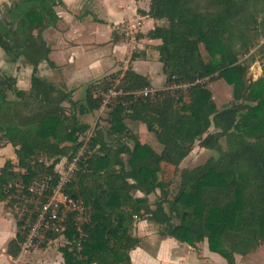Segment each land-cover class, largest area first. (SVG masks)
<instances>
[{
  "label": "trees",
  "instance_id": "16d2710c",
  "mask_svg": "<svg viewBox=\"0 0 264 264\" xmlns=\"http://www.w3.org/2000/svg\"><path fill=\"white\" fill-rule=\"evenodd\" d=\"M58 3L17 0L4 13L17 28L0 20L1 51L10 63L23 59L32 69L28 92L0 73V148L11 145L16 158L0 168V202L30 199L28 189L37 182L53 186L55 167L86 145L63 189L84 212L69 213L64 230L47 234L42 245L62 236L64 264H130V252L141 245L134 230L142 220L155 224L162 239L190 247L206 242L227 264L255 253L264 245V65L256 80L247 74L251 51L264 41V0H150L144 15L165 22L146 35L161 42L164 88L135 97L152 86L129 67L121 78L115 73L87 85L82 100L38 72L49 63L42 34L58 22ZM245 57L249 62H240ZM203 79L231 87V101L220 109L207 87L194 84ZM173 82L192 85L170 91ZM113 85L124 94L102 108ZM99 110L105 125L81 122L80 116ZM139 124L150 136L145 144L130 129ZM196 146L217 157L181 169ZM22 224L17 219L16 239L8 246L13 257Z\"/></svg>",
  "mask_w": 264,
  "mask_h": 264
},
{
  "label": "crops",
  "instance_id": "0c3cea01",
  "mask_svg": "<svg viewBox=\"0 0 264 264\" xmlns=\"http://www.w3.org/2000/svg\"><path fill=\"white\" fill-rule=\"evenodd\" d=\"M57 1L59 3L55 7V12L58 22L42 34L50 49L49 63L43 62L38 67L42 78L61 91L72 93L73 100H82L83 96L76 99V94L81 88L84 92L87 85L111 74L119 73L121 78L129 67L135 73L148 78L154 91L164 88L165 76L162 73L157 50L161 42L148 39L146 35L156 26H163L165 22L156 21L144 15L149 10L150 0ZM133 54L137 56L135 60H131ZM156 84L162 85V88L159 89ZM29 89L30 83L23 91L28 92ZM64 106L68 105L65 103ZM83 116L87 120L90 116H96V122L99 121L101 125L100 121L104 122L105 117L102 110L79 117L81 122L89 125L90 122ZM99 117L101 119H98ZM130 129L138 136L142 144L150 141V136L143 125L131 126ZM8 145L0 148L2 155L7 151ZM9 146L13 156L14 149L11 145ZM187 158L182 161L180 168ZM7 161L15 163L16 158L14 161ZM5 162L0 163V168ZM135 196L142 197V194L135 192ZM152 197L154 196H150L149 199L153 200ZM7 205L6 201L0 202V264H64L63 256L59 251L62 246L58 248V251L51 246L60 237L48 241L45 246L33 251H19L15 257L8 253L9 243L16 239L18 227L15 212ZM142 224L143 221H139L136 226L140 227ZM175 241L165 238L159 244V249L166 247L169 250L176 249L174 257L169 252L160 253L154 257L138 247L129 254L130 264H207L210 257L227 264L224 259V262L221 261L220 256L208 250L207 243L206 252L200 255L196 250L200 244L190 247Z\"/></svg>",
  "mask_w": 264,
  "mask_h": 264
},
{
  "label": "rangeland",
  "instance_id": "374dc122",
  "mask_svg": "<svg viewBox=\"0 0 264 264\" xmlns=\"http://www.w3.org/2000/svg\"><path fill=\"white\" fill-rule=\"evenodd\" d=\"M12 1H13L12 2V5H13L17 0H12ZM6 6L9 7V4L1 2L0 9L3 10V13L1 10H0V13H1V16H3V17H4ZM8 23L10 25H14V23H10V22H8ZM263 43H264L263 39L260 38L259 41L256 43V47L251 51V54L254 56V59H253V62L249 64V69H248V74H247V77L250 78L251 80H256L257 78H259L262 75V72H263L262 69H263V65H264V50H263V52L258 51L259 47ZM246 58L247 57L241 58L240 62H249V61H244V60H246ZM0 73L6 77H14L15 79L17 78L18 82L16 83V87L18 89L24 90L25 88H27L28 84L30 83V79H29L30 74H31L30 66H28L24 62L23 59H19L16 63H10L8 58L1 51V49H0ZM156 87L161 89L162 85L156 84ZM205 87H207L212 92V97H213L216 105L220 109L225 107L232 99L231 87L227 86L223 82H217V83L215 82L212 84L210 81H208V83L205 85ZM83 95H84V92L82 91V88H81L76 94V99H78L79 96L82 97ZM7 98H8V100L16 101V96L11 92H8ZM83 118H86V117L83 116ZM83 118H81V119L83 120ZM96 119H97L96 116H90L88 120L86 118V120L88 122H90L91 126H94L95 123H99V121L96 122ZM100 122L102 123V125H105L104 122H102V121H100ZM221 144L223 147H225V141L224 140L221 141ZM11 151H12V149L8 145L7 151L3 155H2V152H0V163L5 162L7 160H13L14 161L15 157H14V154L12 156ZM189 155L190 156L182 164V167L188 168V169L194 168L198 165L203 164L209 158H216L217 157V153L215 151L202 149V148H199L197 146L193 149V151ZM62 161H65V158H63ZM182 167H181V169H182ZM178 179H179V177H177L175 179L173 185L171 186L170 192L172 195H174L176 190H177V186L179 184ZM152 198L154 200V197H152ZM16 200L19 201L18 199H15V202H16ZM7 204H8V202H7ZM7 207H9V206L7 205ZM83 212H84V208H83L82 213ZM80 221H81V219H80ZM142 221H143V224L140 227L136 226V228L134 230V234L140 236V238H141L140 247H141L142 251L146 252L148 254H151L154 257L155 256L157 257V255L160 253L169 252L170 255L172 257H174V254H176L175 251H177L176 249L169 250L167 247L165 249H159V244L161 241H163V239H161L159 237L158 227L155 224L148 222L147 220H142ZM63 245H64V240H63L62 236L59 238L58 241L51 244L52 249H55V251H58V248L60 246H63ZM205 247H206V242H205V244H200V246L196 250L199 252L200 255H202L203 252H206ZM189 251L190 250L188 249V252ZM235 258H236V260H235L234 264H264V245H262L255 253L249 254L245 257L236 256ZM221 261L224 262L223 259H221ZM207 264H223V263L220 262L219 260L215 259V258L210 257Z\"/></svg>",
  "mask_w": 264,
  "mask_h": 264
},
{
  "label": "built area",
  "instance_id": "2783aa9c",
  "mask_svg": "<svg viewBox=\"0 0 264 264\" xmlns=\"http://www.w3.org/2000/svg\"><path fill=\"white\" fill-rule=\"evenodd\" d=\"M135 48L133 47V50ZM208 79L196 80L194 84L205 86ZM207 82V83H206ZM192 84H176L172 83L168 90H185ZM152 88H144L133 95L135 97H149L154 94ZM124 92L116 89V85L111 86L105 95L102 108L110 103V101L118 96H122ZM87 147L82 145L76 156L71 160L61 161L54 172L59 175L58 181L49 186L46 181L34 183L28 193L31 198H25L23 201H17L8 204L19 220H23L21 229L23 238L20 244V251L27 252L30 250L41 248L47 234H60L64 230V223L68 214L77 211L82 213L83 207L75 200L67 196L63 189L68 179L76 170L77 164L86 154Z\"/></svg>",
  "mask_w": 264,
  "mask_h": 264
},
{
  "label": "water",
  "instance_id": "95a60500",
  "mask_svg": "<svg viewBox=\"0 0 264 264\" xmlns=\"http://www.w3.org/2000/svg\"><path fill=\"white\" fill-rule=\"evenodd\" d=\"M1 2H4L6 4H9V6H11L13 1L12 0H8V1L7 0H0V4H1ZM0 20L3 21L6 26H10L13 30H15L17 28V23H14V25H10L7 22V20L1 16V13H0Z\"/></svg>",
  "mask_w": 264,
  "mask_h": 264
},
{
  "label": "flooded vegetation",
  "instance_id": "af4514ba",
  "mask_svg": "<svg viewBox=\"0 0 264 264\" xmlns=\"http://www.w3.org/2000/svg\"><path fill=\"white\" fill-rule=\"evenodd\" d=\"M11 6H12V5H11ZM11 6H9V7L6 6L5 9H9ZM0 10H1V9H0ZM1 11H2V13H3V10H1ZM2 17H3V16H2ZM3 18H4V17H3Z\"/></svg>",
  "mask_w": 264,
  "mask_h": 264
}]
</instances>
